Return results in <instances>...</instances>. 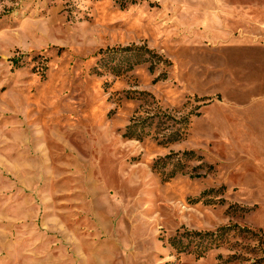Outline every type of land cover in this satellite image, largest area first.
<instances>
[{
	"label": "rangeland",
	"instance_id": "rangeland-1",
	"mask_svg": "<svg viewBox=\"0 0 264 264\" xmlns=\"http://www.w3.org/2000/svg\"><path fill=\"white\" fill-rule=\"evenodd\" d=\"M255 19L264 0H0V264H264Z\"/></svg>",
	"mask_w": 264,
	"mask_h": 264
},
{
	"label": "crops",
	"instance_id": "crops-1",
	"mask_svg": "<svg viewBox=\"0 0 264 264\" xmlns=\"http://www.w3.org/2000/svg\"><path fill=\"white\" fill-rule=\"evenodd\" d=\"M255 6H256V4H254V5L252 6V8H254ZM257 11H261L260 8H259ZM262 12H263V8H262ZM251 18H252V17H251ZM250 20H252V19H250ZM255 21H256V25H258V27H259L260 25H264V24H262V23H259L260 21H258V20H256V19H255Z\"/></svg>",
	"mask_w": 264,
	"mask_h": 264
},
{
	"label": "trees",
	"instance_id": "trees-1",
	"mask_svg": "<svg viewBox=\"0 0 264 264\" xmlns=\"http://www.w3.org/2000/svg\"><path fill=\"white\" fill-rule=\"evenodd\" d=\"M263 259H264V257H263Z\"/></svg>",
	"mask_w": 264,
	"mask_h": 264
}]
</instances>
